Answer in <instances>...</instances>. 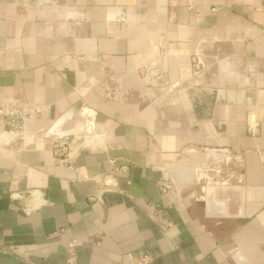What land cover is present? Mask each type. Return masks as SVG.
Wrapping results in <instances>:
<instances>
[{"label":"crops","instance_id":"1","mask_svg":"<svg viewBox=\"0 0 264 264\" xmlns=\"http://www.w3.org/2000/svg\"><path fill=\"white\" fill-rule=\"evenodd\" d=\"M32 1L21 12L20 0H0V105L40 108L33 136L67 113L96 115L88 131L99 127L108 149L60 158V141L37 147L39 136L20 147L22 118L7 119L0 264H65L70 243L77 264H264V0ZM230 39L242 91L211 95L206 75L168 94L148 88L172 86ZM226 153L242 159L233 178L209 172L208 156ZM179 163L184 190L163 197V170ZM123 165L103 193L102 176Z\"/></svg>","mask_w":264,"mask_h":264},{"label":"built area","instance_id":"2","mask_svg":"<svg viewBox=\"0 0 264 264\" xmlns=\"http://www.w3.org/2000/svg\"><path fill=\"white\" fill-rule=\"evenodd\" d=\"M159 75V74H158ZM157 76V75H156ZM42 111L40 108L35 106H30L26 108H12L9 105H0V135L7 134V119L9 117H20L22 118L23 129L20 132V147L26 146V136L30 135L27 127L35 123L38 117L41 115ZM96 123V115H89L88 112H84L81 118V123L79 125H83L85 128L84 136H74L72 139L63 140L56 144L54 148V154L57 157L64 158L65 156H69L71 152H73V148L78 150H90V151H99L102 150L106 146V137L105 135L99 131V127H93L92 132L88 131V123L89 122ZM97 125V123H96ZM26 128V129H25ZM89 141V144H87ZM93 143L97 144L96 146ZM108 149V147L106 148ZM129 173V167L127 165L120 166L118 168H114L109 171L107 174L102 176V180L104 183V187L106 188H115L117 187L116 180L114 175H126ZM159 190L163 197H172L175 195L176 190L173 184L166 179L160 181ZM155 259L151 255H146L142 257L137 264H154ZM78 256L75 250V244L70 243L68 245V258L65 264H77Z\"/></svg>","mask_w":264,"mask_h":264},{"label":"water","instance_id":"3","mask_svg":"<svg viewBox=\"0 0 264 264\" xmlns=\"http://www.w3.org/2000/svg\"><path fill=\"white\" fill-rule=\"evenodd\" d=\"M197 62L198 63L194 64L190 68L182 67L181 69H179V71L177 73L178 74V81L176 83L172 84V86L169 88L168 91L164 90L163 92L168 94V93H170V91H173L175 89L180 88L181 86H184L188 81H191L193 79H197V80L203 79L204 76L206 75L207 70L209 69V66L208 65L206 66L205 57L203 55H201L197 59ZM151 72H152V70H148L146 72V75L151 76V77L153 76V78H157L158 81H161L162 79L164 80L163 74L160 73L159 75L155 76L154 74L152 75ZM221 72H222V70H221ZM221 84H223V81H221ZM111 98L115 99L116 95L111 94ZM170 103L172 104V106H175L174 102L170 101ZM256 115H257V118L260 117L259 113H256ZM78 123H81V118H76L72 113H67V114L61 116L60 118L53 120V123L51 124V126L48 129L38 130L37 135H35V136L27 135L26 136V146H29V144H30L29 141L31 139H33V138L36 139V137H38V136L41 139L39 140V142L37 143L36 146L38 147L40 145V147H42V148H43V145L45 144V141L53 140L54 142H58L61 140L72 139L74 136H84L85 128L83 125H79ZM70 125H73L72 128L69 127ZM73 150L76 152L75 148H73ZM208 160L211 161L210 165L212 166V168L209 170L210 173L214 174V173H217L216 171H218V170L219 171L226 170L228 172L227 176L229 175V178L234 177V172L231 170V166L234 163H241V161H242V159L238 160V158L231 155V153L223 154V157H219L216 155H210V156H208ZM210 165H204V166L197 167L198 169H195L197 175L201 174V173H205L206 169L209 168ZM181 168H185V166H183L182 163H179V164L168 166V169L163 170L166 173L164 179H166L167 181H170L173 184L177 193H180L184 189H181L182 187H179L177 185L175 179H173V177H172V175H173L172 171L176 170V169H181ZM213 182L214 181L211 180V181H209V183L203 185L204 187L203 186L202 187L203 188H206V187L212 188V187L217 186ZM114 190H115L114 188H106L103 190V193H111Z\"/></svg>","mask_w":264,"mask_h":264},{"label":"rangeland","instance_id":"4","mask_svg":"<svg viewBox=\"0 0 264 264\" xmlns=\"http://www.w3.org/2000/svg\"><path fill=\"white\" fill-rule=\"evenodd\" d=\"M1 1H4V0H1ZM20 1H21V4H19V7H21V8H19V11H21V12H26V4H28V5L34 4L33 7H38L37 5H35L34 1H32V0H20ZM0 5L7 6V3L2 2V3H0ZM211 38H212V36H211ZM7 42L8 41L5 39L4 36L1 37L0 38V48L4 49ZM232 42H233V40L230 39L226 42H220V43L223 44V48L227 49V51H228L229 46H231ZM215 43H219V42H215ZM5 50H6V48H5ZM227 51L221 52V51L217 50L216 48L211 47L205 53V55L207 57H205V55H204L205 64H206V66L207 65L209 66V69L207 70L206 77H205L208 80V84H206V85H208L207 91L212 93L211 95H213V93L217 92L218 90L225 91V92L242 91V90H240L241 89L240 87L245 88L247 86L245 83H243L242 86H240L239 80H238V84H235L233 82V80L235 79V78H233L234 75H236V76L242 75L244 78H246V75L245 74L243 75V73H240V71L241 70L243 71L244 68L241 66V64H239L238 60L234 59L233 52L232 51L227 52ZM224 62H226V64H228L227 70H225V73L221 68V66L223 65ZM196 63H198V62H196ZM221 70H222V72H221ZM245 70H247V67L245 68ZM175 74H176V72H175ZM224 74H226V75L224 76ZM152 75H153V73H152ZM176 76H178V75H174L172 77H176ZM169 77H170V75H169ZM220 79H221V81H229L230 80V81H232V83L225 82V85L219 84L223 87L218 89L217 88L218 87V81H220ZM231 79H233V80H231ZM155 80H156V78H155ZM170 87H171V85L169 82H163L162 85L157 84V83H153V86L148 87V88L152 89L151 92H159V91H164V90L168 91ZM184 89H185V85L178 88V91L184 90ZM211 97H213V96H211ZM172 102H174V101H172ZM210 102H212V100H210ZM248 123H250V120Z\"/></svg>","mask_w":264,"mask_h":264}]
</instances>
